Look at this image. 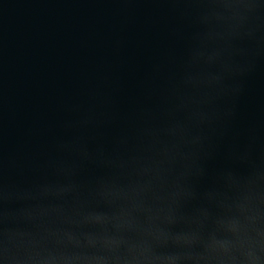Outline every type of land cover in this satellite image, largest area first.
Wrapping results in <instances>:
<instances>
[{
    "label": "water",
    "instance_id": "95a60500",
    "mask_svg": "<svg viewBox=\"0 0 264 264\" xmlns=\"http://www.w3.org/2000/svg\"><path fill=\"white\" fill-rule=\"evenodd\" d=\"M0 264H264V0H0Z\"/></svg>",
    "mask_w": 264,
    "mask_h": 264
}]
</instances>
